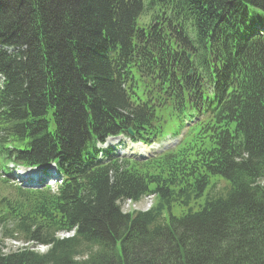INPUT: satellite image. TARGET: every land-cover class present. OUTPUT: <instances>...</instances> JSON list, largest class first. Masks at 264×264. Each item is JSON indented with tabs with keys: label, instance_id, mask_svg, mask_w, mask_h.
Segmentation results:
<instances>
[{
	"label": "trees",
	"instance_id": "16d2710c",
	"mask_svg": "<svg viewBox=\"0 0 264 264\" xmlns=\"http://www.w3.org/2000/svg\"><path fill=\"white\" fill-rule=\"evenodd\" d=\"M254 9L264 16V0H0V46L13 48H0V168L7 174L8 161H56L67 177L55 192L0 180V264H264V39L237 42ZM139 17L146 27L160 24L156 39L134 24ZM172 22L184 32L181 41L176 30L167 35ZM139 48L152 57L139 63L146 58ZM133 58L130 98L144 75L157 80L156 60L179 86L173 79L151 108L125 97L119 77ZM189 69L196 75L186 83L179 75ZM191 86L202 89L197 99L183 91ZM194 104L224 111L219 137L233 130L240 141L244 133L235 160L231 148L202 150L194 160L177 152L159 178L136 162L120 170L119 160L84 153L93 139L121 131L123 121L141 135L153 111L157 118L159 108L185 112ZM127 107L131 117L107 124ZM211 123L204 139L220 143ZM209 176L227 182L222 196L203 197ZM147 193L156 197L150 209L121 210L120 202ZM194 196L203 202L192 208ZM72 228L69 237L56 235ZM35 244L47 251L31 249Z\"/></svg>",
	"mask_w": 264,
	"mask_h": 264
},
{
	"label": "rangeland",
	"instance_id": "374dc122",
	"mask_svg": "<svg viewBox=\"0 0 264 264\" xmlns=\"http://www.w3.org/2000/svg\"><path fill=\"white\" fill-rule=\"evenodd\" d=\"M175 129H176V124L164 123L163 124V127H162V132L167 134V133L173 132ZM236 141H239V139H236ZM176 142H177V139H173L172 136L169 135L168 137L163 138L161 141H159L158 143H155V144L151 145L150 147H147V146H144V145H141V146L134 145V147H139V148H141L143 150V153L144 154H148L149 151H158V150H161V152H162V151H164L167 148H172V147H174V145H175ZM228 148H231V145L230 144H227V143L226 144H223L222 145V150L223 151L221 153H224L225 150L228 149ZM165 153H167V152H165ZM183 154L184 153L181 154V157L180 158H182L184 160L185 158H184ZM231 156H232L231 159L232 160H235V158H237L238 155L236 153H232ZM200 162L201 161L196 162L197 167H200V165H199ZM223 174H226V173L223 172ZM155 175H158L159 178H164L165 177V169H160V170L156 171L155 172ZM13 176H15V175H13ZM226 186L227 185H224L223 186V183L220 180L213 179V180L210 181V185H209L208 189L205 191L203 197L206 194L213 195L215 193L216 194H219L218 196H222L220 194H222V190ZM1 196H2V194L0 193V197ZM193 198L195 199V201H193V204H192L193 207L192 208L197 207L198 205H200L203 202V199L202 198H199L198 196H194ZM153 199H156V197L154 196ZM145 201H147V200H145ZM147 204L148 203H146L145 205H142V208L148 207ZM121 205L125 209H127V201L125 203H122ZM4 243H6V245H8V246H10V245L12 246V244L14 242H12V241H5Z\"/></svg>",
	"mask_w": 264,
	"mask_h": 264
},
{
	"label": "bare ground",
	"instance_id": "6f19581e",
	"mask_svg": "<svg viewBox=\"0 0 264 264\" xmlns=\"http://www.w3.org/2000/svg\"><path fill=\"white\" fill-rule=\"evenodd\" d=\"M137 40H138V43H140V42H142L143 41V43H146L147 41H146V37H145V35H142V34H139L138 35V37H137ZM139 50L141 51V53L143 54V55H146V58H140V60H138V62L140 63V61H141V59H143V60H148L150 57H152L150 54H148L147 52H145L144 50H142L141 48H139ZM156 55H158L157 54V50H156ZM186 57H187V55H186ZM151 65H154V63H152ZM137 65H136V62H134V64L132 65V66H130V67H127L126 69H124V71L121 73V75H120V79L122 78V76H125V78H123V79H121V82H120V90H121V92H122V94L124 93V96L126 97L127 96V94H128V92H129V83L128 82H130V83H132L133 82V79H132V75L129 77V79H126V75H127V73H128V69L131 71V68H134V67H136ZM135 71V69H133L132 70V72H134ZM192 71V69H189L188 70V72H191ZM180 91H182L181 89H180ZM127 98H128V96H127ZM128 104V102H126L125 101V106ZM128 107L127 108H122V109H118L117 111H116V114L115 115H113V116H111V121H110V123H107L108 125H111L114 121H115V119H116V117H117V119L118 120H120L119 121V123L121 122V121H123L124 120V118L126 117V118H128V116L129 117H131L132 115L129 113V111H128ZM121 115H124V117L123 118H121L122 116ZM93 125H94V123H93ZM91 126L92 128H94L95 127V125L94 126ZM122 125H124V127L122 128V129H124V128H128V127H126L125 126V122L123 121V124ZM122 125H121V127H122ZM114 134H120V133H114ZM85 140H86V137L84 138V140H83V142H82V145L84 144V142H85ZM22 141H24V140H22ZM25 142V144L27 145V143H26V141H24ZM82 145H81V147H82ZM81 147L79 148V150L81 149ZM78 150V151H79ZM53 159H59V158H53ZM60 160V159H59ZM69 160H71V158H69V156H68V160H67V162L69 163ZM16 174H18V173H16ZM23 175L21 174V173H19L18 175H15V177H18L19 178V180H17V181H25V182H28V181H30V177H22ZM126 201H132L131 199H128V200H124L123 202H121V204L122 203H125ZM121 208L123 209L124 207L121 205ZM147 208V207H146ZM121 209V210H122ZM126 211H127V209H125Z\"/></svg>",
	"mask_w": 264,
	"mask_h": 264
}]
</instances>
